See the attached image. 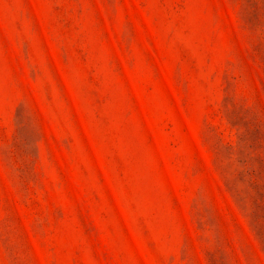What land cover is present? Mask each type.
<instances>
[{"label": "rangeland", "instance_id": "rangeland-1", "mask_svg": "<svg viewBox=\"0 0 264 264\" xmlns=\"http://www.w3.org/2000/svg\"><path fill=\"white\" fill-rule=\"evenodd\" d=\"M0 264H264V0H0Z\"/></svg>", "mask_w": 264, "mask_h": 264}]
</instances>
